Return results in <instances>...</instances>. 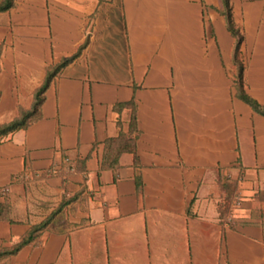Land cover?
Segmentation results:
<instances>
[{
  "label": "crops",
  "instance_id": "crops-1",
  "mask_svg": "<svg viewBox=\"0 0 264 264\" xmlns=\"http://www.w3.org/2000/svg\"><path fill=\"white\" fill-rule=\"evenodd\" d=\"M230 6L237 58L224 0H16L0 12V125L75 56L40 117L0 142V250L65 204L0 264H264V116L237 88L241 63L264 106V0Z\"/></svg>",
  "mask_w": 264,
  "mask_h": 264
},
{
  "label": "trees",
  "instance_id": "trees-1",
  "mask_svg": "<svg viewBox=\"0 0 264 264\" xmlns=\"http://www.w3.org/2000/svg\"><path fill=\"white\" fill-rule=\"evenodd\" d=\"M15 1L16 0H0V12H6L12 9L15 6ZM224 6H225V15L227 18L229 30L232 33V35L237 39V44H236V58H237L239 54L240 46L243 42V35L235 27L231 13L230 0H224ZM74 59L75 56L69 59H64L55 66H52L48 69L43 84L34 93V101L32 107L30 109L20 108V113L17 118H15L13 121L9 123L0 125V142L14 132L27 129L32 122H34L40 117L41 115L40 109L44 101V97H45L44 95L47 89L49 88L53 78L59 73V71L62 68H64L68 63H70ZM237 88L239 92V97L244 102L249 104L254 111L264 116V106L261 105L254 98L250 97L244 90L243 66L241 63H240V73L237 81ZM232 190L233 188H231V191ZM263 199H264V194H263ZM5 202L6 200L0 202V205L4 204ZM230 203H231V199L228 198L225 200V203L222 206L223 218H226L229 213ZM64 205L65 204H63L61 208H59L58 211L52 217H50V219L45 220L36 226H33L31 230L28 232V234L24 238H22L21 241L18 244H16L14 247H12L11 249L0 250V258L14 255L18 253V251L25 245H28L36 241L39 238L40 232L45 230L53 222L55 217L58 214H60V211L63 209ZM0 218H2L1 215Z\"/></svg>",
  "mask_w": 264,
  "mask_h": 264
},
{
  "label": "built area",
  "instance_id": "built-area-1",
  "mask_svg": "<svg viewBox=\"0 0 264 264\" xmlns=\"http://www.w3.org/2000/svg\"><path fill=\"white\" fill-rule=\"evenodd\" d=\"M68 168L71 172L74 171L73 166H69ZM59 171H60V168L55 166L48 171V174L49 175H57L59 173ZM31 175L32 174L30 172H27V173H24L20 178L22 180H29L31 178ZM9 194H10V188L9 187H0V202L6 200V198L8 197ZM241 202H242L241 198L237 197L235 200L234 206L238 207L241 204ZM227 221L229 222V224H233V217L231 215L228 216Z\"/></svg>",
  "mask_w": 264,
  "mask_h": 264
},
{
  "label": "rangeland",
  "instance_id": "rangeland-1",
  "mask_svg": "<svg viewBox=\"0 0 264 264\" xmlns=\"http://www.w3.org/2000/svg\"><path fill=\"white\" fill-rule=\"evenodd\" d=\"M19 111H20V110H19ZM227 223L229 224L228 221H227ZM224 255H225V253H220V254H218V255L216 254V259H217V257H218V260H219L220 262H222ZM210 259H212V260H216L215 258H210ZM208 260H209V257H208ZM164 264H169V261H168L167 263H164ZM193 264H198V260H197L196 256H194V263H193Z\"/></svg>",
  "mask_w": 264,
  "mask_h": 264
}]
</instances>
